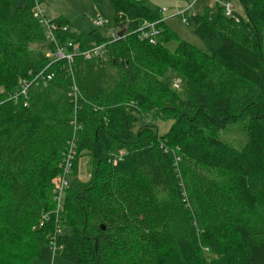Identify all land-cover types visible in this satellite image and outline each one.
<instances>
[{"label": "trees", "instance_id": "obj_1", "mask_svg": "<svg viewBox=\"0 0 264 264\" xmlns=\"http://www.w3.org/2000/svg\"><path fill=\"white\" fill-rule=\"evenodd\" d=\"M107 1L117 31L84 43L43 0H0V264H31L50 243L72 264H264V0L192 15L204 50L160 9ZM158 21L150 44L139 29ZM69 42L106 55L55 61ZM155 120L171 124L159 134ZM99 133L124 146L131 173L96 155ZM69 150L68 174L86 155L93 170L56 213Z\"/></svg>", "mask_w": 264, "mask_h": 264}, {"label": "rangeland", "instance_id": "obj_2", "mask_svg": "<svg viewBox=\"0 0 264 264\" xmlns=\"http://www.w3.org/2000/svg\"><path fill=\"white\" fill-rule=\"evenodd\" d=\"M144 1L149 9L158 11L165 8L166 12L160 14V18L164 20V24L171 29L177 37L188 42L192 46L204 50V45L195 36L193 24L191 21L192 15L204 14L206 8L218 5L225 6L227 1L224 0H136ZM231 10L239 14L242 13V8L238 0H229ZM47 18L63 17L70 24L71 30L74 33L81 35L84 43H90L97 37L111 38L112 32L117 31L113 25V11L107 0H43L40 4ZM183 11V12H181ZM180 12L181 15H177ZM99 18L103 25L98 27L95 25V20ZM186 19V22H183ZM177 42L172 40L167 43V48L174 51ZM170 80L180 81V87L175 90L181 99L186 98L185 84L181 79L169 71L166 76ZM159 129V134L168 130L171 122H163L161 120L153 121ZM139 125V124H138ZM137 125V126H138ZM234 146H237L236 144ZM94 151L100 158H109L110 162L114 163L127 173L133 171V164L128 160L125 148L122 144L112 138L99 133V140L95 145ZM78 170L73 175L72 172L67 174V188L77 186L79 183L86 182L89 179L90 173L93 170V164L88 155L83 156L77 166ZM61 232L63 229H60ZM56 251V250H55ZM31 264H72L57 253H53L46 246H41L38 254L31 261Z\"/></svg>", "mask_w": 264, "mask_h": 264}, {"label": "built area", "instance_id": "obj_3", "mask_svg": "<svg viewBox=\"0 0 264 264\" xmlns=\"http://www.w3.org/2000/svg\"><path fill=\"white\" fill-rule=\"evenodd\" d=\"M224 10H225V15L226 16H230V14L232 12L231 5L229 3H227L224 6ZM165 12H166L165 8H161L160 9V13L161 14H163ZM181 12H183V11H181ZM177 15H181L180 12H178ZM41 22L44 25H46V27L48 29L47 30V38L50 40V42L52 41V42L55 43L54 36H53V34L51 32V27L52 26L49 27L48 21L45 20V19H42ZM159 22L160 21L154 22V23L145 24V25H143L141 27V29H139V31L140 30L143 31L142 37L143 38H147L149 40L150 44H154L155 36L159 33L160 29L157 27ZM183 22H186V19H183ZM94 23H95L96 26H101L103 22L99 18H97ZM63 30H65V28H63ZM105 46H106L105 44H101V45H97V46L91 47V48L86 49V50H80L79 46L76 43L69 42V43H67L66 47L65 46L64 47H60V46L56 45V49H55V52H53V57L52 58L55 61H67V62L73 60V57L76 56V55H81L85 59H90V58H100L101 59V58H103L106 55ZM50 57H51V55H50ZM41 75L43 76V72L39 73V76H41ZM47 78L50 79V77H47ZM179 84H180L179 80H175V81L172 82V86L175 89L178 88ZM71 90H72L71 94L73 95L74 99H76L77 94H78L77 88L75 86H73L71 88ZM17 94H19V96H22V97L27 96V83L24 82L22 84V86L19 89ZM72 156H73V154L69 150V152H68V154L66 156L65 166L63 168V172H62L61 176H59V177H57V178L52 180L53 195L55 196L56 205H57L56 213L58 212V209L60 208V206L62 204L64 191L68 187L66 178H67V174L69 173V169H70V163L69 162H70ZM112 164L116 165L115 162L112 163ZM46 221H47V216L43 215L40 226H42V224L44 222H46ZM50 245H51L52 252L55 254V246L52 243H50Z\"/></svg>", "mask_w": 264, "mask_h": 264}, {"label": "water", "instance_id": "obj_4", "mask_svg": "<svg viewBox=\"0 0 264 264\" xmlns=\"http://www.w3.org/2000/svg\"><path fill=\"white\" fill-rule=\"evenodd\" d=\"M121 34H122V33H119V34H118V36H121ZM101 229H102V230H104V227H103V226H101Z\"/></svg>", "mask_w": 264, "mask_h": 264}]
</instances>
